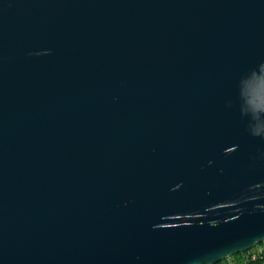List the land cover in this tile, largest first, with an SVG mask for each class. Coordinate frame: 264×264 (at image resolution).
Here are the masks:
<instances>
[{
    "label": "water",
    "instance_id": "95a60500",
    "mask_svg": "<svg viewBox=\"0 0 264 264\" xmlns=\"http://www.w3.org/2000/svg\"><path fill=\"white\" fill-rule=\"evenodd\" d=\"M262 241L264 0H0V264Z\"/></svg>",
    "mask_w": 264,
    "mask_h": 264
},
{
    "label": "built area",
    "instance_id": "2783aa9c",
    "mask_svg": "<svg viewBox=\"0 0 264 264\" xmlns=\"http://www.w3.org/2000/svg\"><path fill=\"white\" fill-rule=\"evenodd\" d=\"M240 257H227V261L222 262L221 264H264V248H249V250H245L241 252Z\"/></svg>",
    "mask_w": 264,
    "mask_h": 264
},
{
    "label": "rangeland",
    "instance_id": "374dc122",
    "mask_svg": "<svg viewBox=\"0 0 264 264\" xmlns=\"http://www.w3.org/2000/svg\"><path fill=\"white\" fill-rule=\"evenodd\" d=\"M258 246H264V241H262V242H259L258 244H257ZM235 255H237V256H241V252H239V253H236ZM231 256H233V255H230L229 257H231ZM226 259V258H225ZM225 259H223L222 261L224 262V260Z\"/></svg>",
    "mask_w": 264,
    "mask_h": 264
},
{
    "label": "bare ground",
    "instance_id": "6f19581e",
    "mask_svg": "<svg viewBox=\"0 0 264 264\" xmlns=\"http://www.w3.org/2000/svg\"><path fill=\"white\" fill-rule=\"evenodd\" d=\"M258 244V243H257ZM254 245V246H252V248H264V246H258V245ZM247 250H249V249H247ZM225 259V258H224ZM222 261V260H221ZM225 261H227V257H226V259L224 260V262ZM223 262V261H222ZM239 264H246V263H239Z\"/></svg>",
    "mask_w": 264,
    "mask_h": 264
},
{
    "label": "trees",
    "instance_id": "16d2710c",
    "mask_svg": "<svg viewBox=\"0 0 264 264\" xmlns=\"http://www.w3.org/2000/svg\"><path fill=\"white\" fill-rule=\"evenodd\" d=\"M242 254V253H241ZM234 257H239V256H237V255H234ZM222 263V261H219V262H217V263H215V264H221Z\"/></svg>",
    "mask_w": 264,
    "mask_h": 264
}]
</instances>
